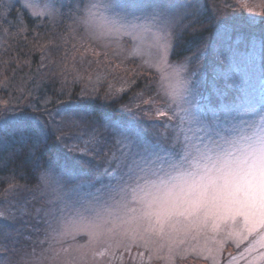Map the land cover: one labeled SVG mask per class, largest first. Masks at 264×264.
<instances>
[{"label": "rangeland", "instance_id": "rangeland-1", "mask_svg": "<svg viewBox=\"0 0 264 264\" xmlns=\"http://www.w3.org/2000/svg\"><path fill=\"white\" fill-rule=\"evenodd\" d=\"M18 1L34 15H51L58 9L54 0ZM236 2L249 16L264 19V0ZM73 8L79 50L108 64L114 59L129 70L137 66L158 74V94L145 97V107L153 100L156 114L148 119L151 115L146 113L148 137L129 123L95 124L96 135L87 132L81 137L86 147L78 150L76 163L96 164L97 169L79 165L63 173L47 168L30 207L0 208L6 217L0 219V251L8 248L12 253H0V264H264V228L248 232L243 217L213 228L211 221L197 225L174 216L161 230L154 215H145L149 210L140 193L133 198L132 192L137 182L143 184L137 178L144 175L148 162L163 155L161 149L181 152L182 124L184 129L195 126L190 117L210 123L218 115L213 127L221 129L230 123L226 117L247 120L245 107H255L258 118L264 110V44L220 38L197 56L172 61L174 29L189 13L182 0H74ZM95 82L100 83V77ZM162 127H169L173 145L180 150L171 146ZM104 153L109 156L103 166ZM117 180L121 187L127 185L123 198L109 187ZM19 215L23 227L17 225ZM32 239L38 246L26 249Z\"/></svg>", "mask_w": 264, "mask_h": 264}, {"label": "trees", "instance_id": "trees-1", "mask_svg": "<svg viewBox=\"0 0 264 264\" xmlns=\"http://www.w3.org/2000/svg\"><path fill=\"white\" fill-rule=\"evenodd\" d=\"M182 1L189 13L174 29L172 61L197 56L220 38L254 39L264 44V19L249 16L236 0ZM54 4L58 8L55 13L40 16L18 0H0L2 209L11 204L30 207L53 157L79 166L78 150L86 147L81 137L87 132L96 135L95 124L101 127L104 120L129 123L148 137V119L156 114L153 100L145 107V97L158 94V74L137 66L132 67L136 71L129 70L126 65L115 64L114 59L108 64L91 52L79 50L73 35L74 0H54ZM204 64L207 66V59ZM98 77L100 83H94ZM234 97L225 102H232ZM146 113L151 115L148 119ZM21 122H39L45 127L46 139L34 154L29 153L31 141L25 143L20 138ZM162 129L171 146L180 150L179 145H173L169 127ZM164 142V138L159 139V143ZM108 156L104 153L99 164L104 166ZM84 163L80 166L97 169L96 164ZM21 217H17V225L23 224ZM26 243L28 249L39 242L32 239ZM0 253L12 256L8 248Z\"/></svg>", "mask_w": 264, "mask_h": 264}, {"label": "snow or ice", "instance_id": "snow-or-ice-1", "mask_svg": "<svg viewBox=\"0 0 264 264\" xmlns=\"http://www.w3.org/2000/svg\"><path fill=\"white\" fill-rule=\"evenodd\" d=\"M242 113L247 120L226 117L230 123L223 129L213 127L218 115L210 123L190 117L195 126L184 129L182 124L185 144L181 152L161 149L163 155L155 156L142 170L144 175L137 179L144 182L132 189L133 198L140 193L139 199L149 210L145 215H154L161 230L174 216L197 225L211 221L213 228L219 222L234 223L243 217L248 232L264 228V110L258 118L255 107H245ZM19 131L22 141H31L30 154L46 139L45 127L39 122H21ZM48 168L69 173L75 170V163L53 157ZM148 175L157 179H147ZM109 187L122 198L126 194L127 185L121 187L119 180ZM4 218L0 213V219Z\"/></svg>", "mask_w": 264, "mask_h": 264}]
</instances>
